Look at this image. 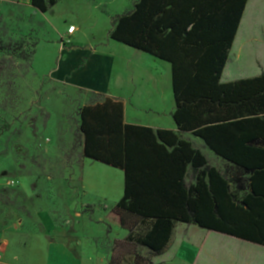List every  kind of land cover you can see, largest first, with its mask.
Masks as SVG:
<instances>
[{"label":"trees","instance_id":"obj_1","mask_svg":"<svg viewBox=\"0 0 264 264\" xmlns=\"http://www.w3.org/2000/svg\"><path fill=\"white\" fill-rule=\"evenodd\" d=\"M60 1L31 5L47 13ZM248 1L138 0L110 32L112 40L172 63L179 129L203 138L240 176L229 179L173 131L127 124L117 99L80 110L83 157L124 172L114 210L130 231L127 240L156 255L179 223L264 246V148L253 147L264 144V74L220 81Z\"/></svg>","mask_w":264,"mask_h":264},{"label":"rangeland","instance_id":"obj_2","mask_svg":"<svg viewBox=\"0 0 264 264\" xmlns=\"http://www.w3.org/2000/svg\"><path fill=\"white\" fill-rule=\"evenodd\" d=\"M117 2L62 0L41 13L31 0H0V63L6 60L0 76V223L12 229L23 228L16 225L20 222H34L26 229L45 231L39 213H46L57 237L68 235L70 228L77 230L78 236L86 235L108 255L107 264H225L229 253L228 264H264V246L189 224L183 232L182 224H177L168 248L156 255L128 241V229H115L120 216L114 208L111 213H96L65 207L62 192L67 185L75 190L80 174L88 176L93 190H104L113 182L118 187L114 196L125 185L121 170L92 159L83 166L79 163L84 154L80 110L103 101L104 95L54 76L65 57L62 50L77 48L66 36L73 26L80 29L73 35L79 42L94 39L125 46L110 38ZM243 17L241 34L253 31L262 50L264 0H249ZM63 23L65 30L60 28ZM259 52L249 54V62ZM81 66L77 64V72ZM109 71L104 66L101 77ZM98 86L105 87L103 79ZM213 165L229 179L240 176L231 165ZM193 228L205 232L198 244L191 235Z\"/></svg>","mask_w":264,"mask_h":264},{"label":"crops","instance_id":"obj_3","mask_svg":"<svg viewBox=\"0 0 264 264\" xmlns=\"http://www.w3.org/2000/svg\"><path fill=\"white\" fill-rule=\"evenodd\" d=\"M78 1L80 4L83 2V0ZM117 1L116 7L113 8V13L116 16L132 11L138 2V0ZM248 4L249 1L246 10ZM64 24L60 27L63 30L67 28ZM241 26L242 21L227 65L221 76L220 81L223 84L255 78L264 74V45L261 43L260 48L262 50H259L254 32L252 31L247 35L241 34ZM75 28L73 33L68 31L66 36L69 38V43H74L77 48L71 52L62 50L65 57L59 71L51 70L55 73V78L65 79L67 77L71 79L72 83H78L99 95L123 102L127 124L146 126L154 130L173 131L182 139L191 142L195 148L201 149L211 165L216 163L230 164L217 155L203 138L194 135L191 131L179 129L174 119L177 103L173 88L171 62L126 45L113 46L111 43L103 45L102 41L94 39L79 42L80 40L75 37L80 29L78 26ZM76 32L77 34L73 36ZM256 50L261 52L255 54L252 61L249 62L248 55ZM77 64H83L78 72L76 70ZM104 66H109L110 71L105 77H101L100 70ZM101 79H103L105 87L98 86ZM223 140L224 145H228L226 144L228 139L223 138ZM253 147L264 148V144H254ZM86 159L88 158L83 157L79 163L83 166ZM75 183L78 188L76 187L74 190L72 186L67 185L68 187L62 192L61 197L64 198L65 207H79L78 211L82 212L85 209H93L96 213H111L125 192V185L119 186L117 195L114 196V191L118 187L114 188L113 182L107 184L104 190H93V184L84 174H80L79 178L75 179ZM39 219L45 231L27 230L28 225H32L34 222H20L16 225H24L23 228L14 227L12 229L6 227L8 223H0V264L108 263V255L86 235L80 237L77 230L74 231L70 228L68 235L63 238L57 237L55 235L56 227L47 214L39 213ZM179 224H182L180 230L183 232L186 224ZM115 229H122L121 222L115 225ZM191 231V235L197 244L205 238V232L202 230L193 228ZM229 257L230 253L225 254V264L231 261Z\"/></svg>","mask_w":264,"mask_h":264},{"label":"built area","instance_id":"obj_4","mask_svg":"<svg viewBox=\"0 0 264 264\" xmlns=\"http://www.w3.org/2000/svg\"><path fill=\"white\" fill-rule=\"evenodd\" d=\"M76 30V28L73 26L69 29V33H73Z\"/></svg>","mask_w":264,"mask_h":264}]
</instances>
